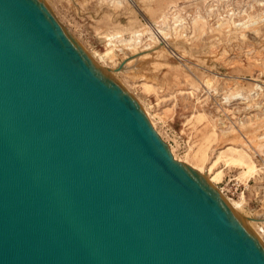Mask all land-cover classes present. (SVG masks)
I'll list each match as a JSON object with an SVG mask.
<instances>
[{
  "label": "water",
  "instance_id": "water-1",
  "mask_svg": "<svg viewBox=\"0 0 264 264\" xmlns=\"http://www.w3.org/2000/svg\"><path fill=\"white\" fill-rule=\"evenodd\" d=\"M109 71L43 0H0V264H264Z\"/></svg>",
  "mask_w": 264,
  "mask_h": 264
},
{
  "label": "rangeland",
  "instance_id": "rangeland-1",
  "mask_svg": "<svg viewBox=\"0 0 264 264\" xmlns=\"http://www.w3.org/2000/svg\"><path fill=\"white\" fill-rule=\"evenodd\" d=\"M43 1L89 55H106V65L146 51L110 74L179 161L206 176L221 170L215 185L240 200L237 215L263 243L264 0ZM134 31L138 41L129 43ZM111 46L113 60L106 58ZM240 153L255 171L233 161Z\"/></svg>",
  "mask_w": 264,
  "mask_h": 264
},
{
  "label": "bare ground",
  "instance_id": "bare-ground-1",
  "mask_svg": "<svg viewBox=\"0 0 264 264\" xmlns=\"http://www.w3.org/2000/svg\"><path fill=\"white\" fill-rule=\"evenodd\" d=\"M198 15V14H197ZM236 23V22H235ZM262 23V22H261ZM150 26V25H149ZM151 27H152V25H151ZM138 30V29H137ZM155 30V29H154ZM155 32H156V30H155ZM158 32H161V31H158ZM157 32V33H158ZM102 34H104V33H102ZM139 32L138 31H134L133 32V34L131 35V38H129V39H127L128 40V42L130 43L131 41H133V42H135V41H138V38H139ZM160 35V34H159ZM162 35V34H161ZM115 36V34H113V35H108V36H106L107 37V39L109 40L107 43L108 44H113L112 43V39H113V37ZM163 36V35H162ZM163 38V37H162ZM158 42H161L160 40L158 41ZM114 45V44H113ZM105 46V45H104ZM107 49V51H110V53H109V55L106 57V58H108V59H112V46L111 47H109V48H106ZM92 50V49H91ZM94 50V49H93ZM114 53V52H113ZM146 53V51H139V52H136V53H131V54H128V55H124V56H121L120 58L119 57H117L118 58V60H116L117 62H115L114 63V65H112V66H109V65H106L105 64V58H104V55H103V53L102 52H95L94 54H91L90 55V57L92 58V59H94V61H96V64L99 66V67H101V68H103V67H107V68H110L111 69V71H109V72H111V73H114V72H117V71H119V70H124L125 69V67H126V64H128V62H130V61H132L133 59H137V58H139V56H141V55H143V54H145ZM88 54H90V53H88ZM106 56V55H105ZM113 60V59H112ZM118 66H120V68L118 67ZM119 68V69H118ZM113 75V74H112ZM256 80V79H255ZM258 80V79H257ZM256 82H259V81H256ZM120 83V82H119ZM257 84H255V86H256ZM258 86V85H257ZM127 90V89H126ZM129 90V89H128ZM226 97V96H225ZM227 98V97H226ZM139 102V101H138ZM140 105H141V103H140ZM147 113V112H146ZM150 119V118H149ZM219 119V118H218ZM220 121V120H219ZM218 121V122H219ZM150 122L152 123V121H151V119H150ZM221 123H223V122H221ZM152 125H153V123H152ZM226 129V128H225ZM224 129V130H225ZM225 132V131H224ZM231 141V140H230ZM235 145V144H234ZM226 146V145H225ZM169 149H170V151H171V153H172V155H173V157L175 158V159H177V160H180V159H178L176 156H175V154L172 152V149L169 147ZM214 150H216V149H214ZM219 150V149H218ZM250 151V150H249ZM207 155V154H206ZM216 156V155H215ZM218 156V155H217ZM231 156V155H230ZM228 157H229V155H228ZM232 158V157H231ZM231 158H229L230 160H231ZM243 158V156H242V153H240L239 154V157H237V158H235V156H234V159H233V161L235 162H238L239 164H241V165H244L245 166V169H244V172H250V171H255V169H256V167H255V164L250 160V161H245L244 159H242ZM215 159V158H214ZM219 159V158H218ZM225 159V158H224ZM215 160H217V159H215ZM228 160V159H227ZM229 160V161H230ZM187 161V160H186ZM214 161V160H213ZM228 162V161H227ZM226 162V163H227ZM231 162H232V160H231ZM213 163L214 162H212V165H213ZM191 168H193V169H195L196 171H198L200 174H201V176H203V178H205L211 185H213L219 192H220V194H221V196L223 197V199L225 200V202L229 205V207L232 209V211L237 215V214H239L238 212H239V210L241 209V206H242V204H241V202H240V200H237V199H234V198H232V197H229V196H227L223 191H222V189L220 188V187H218L217 185H215V180L217 179V178H219L220 177V171L218 170V171H216L215 173H213V175L212 176H206V174H204L203 175V169L199 166H196V164H191V163H187ZM209 164V163H208ZM210 165H211V163H210ZM211 165V166H212ZM206 166V165H205ZM211 166L208 168L209 169V171H210V168H211ZM212 174V173H211ZM245 174V173H244ZM208 175V174H207ZM241 175H243V174H241ZM238 210V211H237ZM238 216V215H237ZM238 218L240 219V217L238 216ZM261 218H259V217H253L252 218V220H250V222H251V224L253 225H259V223L262 221V220H260ZM241 220V219H240ZM242 221V220H241ZM243 222V221H242ZM264 222V221H263ZM244 223V222H243ZM245 224V223H244ZM246 225V224H245ZM248 227V226H247ZM251 231H252V229H251ZM257 234H255L254 232ZM252 232L256 235V237L258 236V238L260 239L261 238V236H260V233H257L255 230H253ZM264 243V242H263Z\"/></svg>",
  "mask_w": 264,
  "mask_h": 264
},
{
  "label": "built area",
  "instance_id": "built-area-1",
  "mask_svg": "<svg viewBox=\"0 0 264 264\" xmlns=\"http://www.w3.org/2000/svg\"><path fill=\"white\" fill-rule=\"evenodd\" d=\"M222 189V188H221ZM222 191H223V189H222Z\"/></svg>",
  "mask_w": 264,
  "mask_h": 264
}]
</instances>
